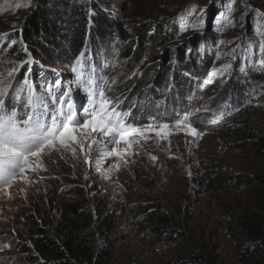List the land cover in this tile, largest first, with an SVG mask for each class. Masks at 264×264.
<instances>
[{
  "label": "rangeland",
  "instance_id": "374dc122",
  "mask_svg": "<svg viewBox=\"0 0 264 264\" xmlns=\"http://www.w3.org/2000/svg\"><path fill=\"white\" fill-rule=\"evenodd\" d=\"M43 1L0 0V36L8 34L0 39V90L4 92L0 99L5 110L16 111L18 119L33 110L42 112L43 105L36 104L35 98V109L28 104L30 97H36L48 105L50 114L58 107L52 97L67 92L79 118L85 108L91 111L94 104L100 105L103 91L105 108L127 113L122 117L124 125L141 134L128 137L129 147L123 141L113 144L102 133L87 132L86 138L78 136L75 152L67 148L46 152L32 160L33 167L37 163L40 167L26 172L25 178L18 176L8 187L0 186V264H19L9 250V237L24 232L33 215L49 208L53 199L64 200L70 183L81 186L103 216L111 214L117 220L107 242L98 240L99 246L114 244L108 264H241L243 241L234 233L236 216L262 213L264 184L254 178L252 185L212 187L206 176L215 169L242 178L264 176V160L254 150L238 146L233 135L237 125L247 122L264 132V3L95 0L99 12L114 26L104 37L86 27L83 45L72 57L79 17L64 9L66 0L56 4L51 0L49 15L58 27V53L64 57L48 60L31 53L23 37L27 21ZM200 14L205 17L199 18ZM138 24L159 28L152 51L161 53L159 42L165 35L173 47L167 59L169 70L161 58L152 69L142 68L140 58L145 56L138 54L136 33L142 28ZM124 45L132 52L125 61L120 53ZM178 49L184 51L181 60ZM18 50L24 54L14 55ZM78 58L85 67L80 78L72 70L76 66L79 71ZM89 77L95 81V96L85 90ZM57 81L60 87L54 86ZM63 110L67 112V106ZM185 116L200 130L199 137L176 127ZM93 139L96 142L89 147ZM113 149L124 155L109 156ZM150 203L169 213L188 209L189 221L179 242L161 241L144 223L140 216Z\"/></svg>",
  "mask_w": 264,
  "mask_h": 264
},
{
  "label": "trees",
  "instance_id": "16d2710c",
  "mask_svg": "<svg viewBox=\"0 0 264 264\" xmlns=\"http://www.w3.org/2000/svg\"><path fill=\"white\" fill-rule=\"evenodd\" d=\"M66 1L64 9L79 17L75 20L79 25L71 52L72 57H75L83 45L87 34L86 27L94 31L98 37H104V33L109 32L108 29L114 25L106 15L99 12V4L95 0H91L90 6H88V0ZM47 2L51 0L43 1L39 10L27 21L23 37L31 53L40 59L49 60L52 57L61 58L64 55L58 53L61 38L56 36L58 27L50 19ZM255 2L256 6H262L264 0H255ZM91 10L97 14V18L92 16ZM190 14L186 18L190 17ZM203 17L205 16L200 14L199 18ZM138 25L142 27L136 33L138 54L145 56L140 58L142 68L152 69L159 63L157 60L161 58L160 63L166 70H169L167 59L173 47H169L168 40L164 38L165 35H162L163 39L159 42L161 53H157L156 50L152 51L151 44L157 43H154L156 41L154 32H157L159 28L154 29L144 24ZM116 27L120 29L118 25ZM164 27L166 28L162 25L161 32L165 31ZM189 46L193 49L194 42L192 41ZM148 49L150 52H147ZM120 51L124 61L131 58L130 47L124 45ZM183 53V49H178L177 57L180 60ZM13 54L23 55L24 52L18 50ZM189 59H193L192 50ZM257 80H262V78H257ZM253 125L250 122L239 124L234 128L233 135L238 146L254 150L257 156L264 160V132L254 129ZM206 177V183L212 187L231 184L252 185L255 181L264 184V176L242 178L222 169L212 170ZM70 185V194L64 200L53 199L49 208L33 215L30 226L24 232H16L14 236L9 237V250L13 253V257L18 259L19 264H108L107 261L112 254L114 244L105 243L99 246L98 240L102 239L107 242L114 232L117 220L111 214L103 216L98 203L92 201L81 186L74 183ZM260 200L261 214L241 212L236 216L237 225L234 233L243 241L238 256L241 264H264V196ZM186 216H188L187 208H175L173 213H169L163 206L150 203L144 207L140 217L145 224L149 225L152 233L161 238V241L172 244L184 237V230L189 221ZM174 218L178 220L175 222Z\"/></svg>",
  "mask_w": 264,
  "mask_h": 264
},
{
  "label": "snow or ice",
  "instance_id": "6c2138e0",
  "mask_svg": "<svg viewBox=\"0 0 264 264\" xmlns=\"http://www.w3.org/2000/svg\"><path fill=\"white\" fill-rule=\"evenodd\" d=\"M7 35L0 36V39L6 38ZM81 55L83 56V54ZM76 65L80 66L79 71L76 66L72 70L80 78L84 74L85 67L79 58ZM94 83L95 81L91 77L86 81L85 90L89 92L90 96L96 95L93 90ZM54 86L60 87V82L57 81ZM3 95V90H0V96ZM99 96L101 98L100 105L94 104L91 111L85 108L83 115L79 118L77 113L72 110V101L67 99V92L60 97H52L53 104L58 107L50 114L46 103L39 98L30 97L28 104L31 108L35 109L33 104L35 98L36 104L43 105L44 110L42 112L33 110L25 119H18L17 112L14 110L6 111L4 100L0 99V186L8 187L18 176L25 178L26 172L34 171L36 167H40L39 163L33 167L32 160L33 158L39 160L46 152L59 148H67L75 152L74 145L77 143L78 136L84 135L86 138L87 132L102 133L105 137H111L113 144H120L123 141L131 147L132 141L128 137L141 134L140 130H128L122 118L127 113L120 114L112 109H106L107 101L104 99L103 91L99 93ZM17 99H19V93H17ZM65 106L68 108L67 112L63 110ZM97 107H99V111H97ZM187 121V116L184 120H177L176 127H184L186 134L199 137L200 130ZM164 128H167V125H164ZM95 142L93 139L89 143V147ZM83 150V145H81V151ZM107 154L109 156L124 155L114 149ZM152 159H156V157L153 156Z\"/></svg>",
  "mask_w": 264,
  "mask_h": 264
},
{
  "label": "bare ground",
  "instance_id": "6f19581e",
  "mask_svg": "<svg viewBox=\"0 0 264 264\" xmlns=\"http://www.w3.org/2000/svg\"><path fill=\"white\" fill-rule=\"evenodd\" d=\"M36 105V104H35Z\"/></svg>",
  "mask_w": 264,
  "mask_h": 264
}]
</instances>
